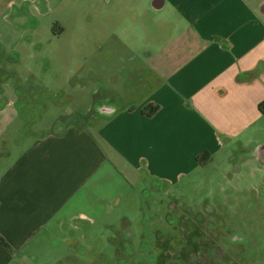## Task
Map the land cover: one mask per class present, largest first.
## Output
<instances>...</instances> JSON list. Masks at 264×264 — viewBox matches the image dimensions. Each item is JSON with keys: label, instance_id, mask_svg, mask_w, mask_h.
I'll list each match as a JSON object with an SVG mask.
<instances>
[{"label": "crops", "instance_id": "obj_1", "mask_svg": "<svg viewBox=\"0 0 264 264\" xmlns=\"http://www.w3.org/2000/svg\"><path fill=\"white\" fill-rule=\"evenodd\" d=\"M58 4L0 0V237L11 248L0 244V264H54L116 228L138 178L174 185L264 132V0H105L98 40L84 22V84L94 73L99 88L89 92L90 119L53 131L69 113L40 135H11L18 89L45 82L28 86L37 72L24 80L4 67L27 46L59 39L65 27L43 23Z\"/></svg>", "mask_w": 264, "mask_h": 264}, {"label": "rangeland", "instance_id": "obj_2", "mask_svg": "<svg viewBox=\"0 0 264 264\" xmlns=\"http://www.w3.org/2000/svg\"><path fill=\"white\" fill-rule=\"evenodd\" d=\"M58 1L43 23L58 22L64 33L59 39L27 46L14 55L18 63L4 67L19 72L24 80L28 79L25 70L37 72L28 86L46 83L45 88L17 91L21 119L11 135L20 138L46 132L52 121L69 113L74 115L57 121L53 131L72 121L85 124L90 119L85 111L91 104L89 92L99 90L94 73L85 86L81 56L84 22H92L89 37L98 40L99 6H106L105 0L97 5L100 0H92L91 10H85L84 0ZM89 66L94 72L99 69L97 60ZM72 69L78 72L69 79ZM95 95L101 101L106 98ZM119 206L116 211L123 219L115 221V229L96 232L90 246L77 248L54 264H264V132L236 144L174 185L138 178Z\"/></svg>", "mask_w": 264, "mask_h": 264}, {"label": "trees", "instance_id": "obj_3", "mask_svg": "<svg viewBox=\"0 0 264 264\" xmlns=\"http://www.w3.org/2000/svg\"><path fill=\"white\" fill-rule=\"evenodd\" d=\"M258 108L261 112L264 111V101L260 102L259 105H258ZM156 110V106H153V105H148L146 106L144 109H143V112L147 115H150L152 114L154 111ZM197 162L199 164H202L203 162H205L207 159H208V156L206 153H202V154H199L197 157ZM0 244L2 246H4L7 250L11 251V248L10 246L5 242V240L0 237Z\"/></svg>", "mask_w": 264, "mask_h": 264}, {"label": "flooded vegetation", "instance_id": "obj_4", "mask_svg": "<svg viewBox=\"0 0 264 264\" xmlns=\"http://www.w3.org/2000/svg\"><path fill=\"white\" fill-rule=\"evenodd\" d=\"M215 253V252H214ZM205 264V263H204ZM213 264H217V262H213Z\"/></svg>", "mask_w": 264, "mask_h": 264}]
</instances>
